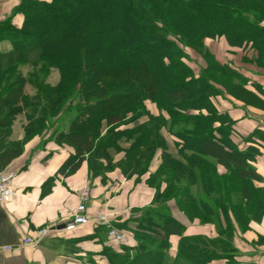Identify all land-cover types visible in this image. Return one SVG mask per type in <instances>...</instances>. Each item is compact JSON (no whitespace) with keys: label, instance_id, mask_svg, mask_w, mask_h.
<instances>
[{"label":"trees","instance_id":"trees-1","mask_svg":"<svg viewBox=\"0 0 264 264\" xmlns=\"http://www.w3.org/2000/svg\"><path fill=\"white\" fill-rule=\"evenodd\" d=\"M15 12L24 15L21 28L12 18L0 22V43L13 46L9 53L0 51V171L28 141L52 129V120L74 113L56 138L73 149L62 174L86 162L91 177L120 169L127 178L146 175L157 190L142 216L117 224L137 244L109 253L111 264H239L232 243L236 226L246 231L251 220L264 217V187L257 185L264 177L253 165L260 151L253 142L246 149L235 143L233 120L213 103L220 90L211 74L236 82L240 74L215 62L197 76L184 62L185 48H201L208 37L264 48V0H21ZM38 65L40 75L23 71ZM52 69L59 80L50 86ZM28 84L37 90L32 97ZM246 86L241 81L228 90L243 102L255 100ZM148 101L168 120L150 112ZM21 115L24 137L14 141L13 125ZM167 123L177 127L169 134L179 160L161 133ZM121 139L130 145L113 167L109 150L120 147ZM159 150L162 163L151 174ZM215 163L227 172L219 174ZM170 201L191 222L215 225L218 238L182 237L171 257L169 236H181L184 226Z\"/></svg>","mask_w":264,"mask_h":264},{"label":"crops","instance_id":"crops-1","mask_svg":"<svg viewBox=\"0 0 264 264\" xmlns=\"http://www.w3.org/2000/svg\"><path fill=\"white\" fill-rule=\"evenodd\" d=\"M19 3L20 0H0V22L12 18L13 24L21 28L24 16L14 12ZM12 49L10 42L0 43L2 53ZM236 65L243 71L241 74L250 79L247 89L256 99L251 100V110L239 105L227 110L229 107L224 103L221 107L229 111L238 131L245 135L251 133L252 144L260 151L253 165L264 177V48L257 53L252 51L251 68L241 61ZM23 137V129L16 128L15 124L12 140L19 141ZM72 153L71 148L37 136L25 144L23 153L6 168L15 173L12 187L16 197L7 204L0 203V264H111L109 253L122 254L123 246H136L133 233L119 229L117 224L137 217L135 211L152 207L157 190L146 183L147 176L141 180L127 178L120 169L103 177H91L86 162L75 173L65 176L61 169ZM161 158L162 151H158L150 165L151 174L159 169ZM215 165L219 174L227 172L224 167ZM259 186L264 187V184ZM85 190L89 194L87 216L93 218L97 212H104L109 220L107 226L123 231L121 243L107 236V227L94 223L72 232L61 231L80 205ZM174 217L184 229L181 236H169V253L173 258L182 237L218 238L215 225L191 222L181 213ZM43 228H49L50 232L37 247L23 244L26 236L34 237ZM232 241L239 264H264V217L259 221L251 220L246 231L236 226Z\"/></svg>","mask_w":264,"mask_h":264},{"label":"rangeland","instance_id":"rangeland-1","mask_svg":"<svg viewBox=\"0 0 264 264\" xmlns=\"http://www.w3.org/2000/svg\"><path fill=\"white\" fill-rule=\"evenodd\" d=\"M20 3H21V0H20ZM20 3H19V5H20ZM16 8H15V10H16ZM15 10H14V12H15ZM15 14H21V13L15 12ZM21 15H23V14H21ZM262 26L264 27V22L262 23ZM16 28H18V27H16ZM252 51L254 53H257V49L252 47L251 42H245L243 44V46H240V47L232 46L227 42V40L224 37H221V38H216V37L215 38H209L208 37L205 39L204 45L198 49L192 48L190 46L185 48V52L188 54V58L185 59L184 62L187 66H189L192 69L194 74L197 76L199 74H201L203 69L208 68V66H210V65L211 66L214 65L215 62L219 63L221 66H224V67H231V68H233V70H235L236 72H238L240 74V76H241L240 82H236L232 78L226 77V76L221 75L219 73L211 74V78H214L215 82L217 83L216 88L220 90V93H218L215 97H213V103L216 105L217 109L221 113H225V114L229 115L230 117H231V115H230L229 111H224L222 109V107H221L222 103H224L225 106H227L226 108L229 107V109H227V110L236 108L237 105L242 106L244 109H250L251 110V100L249 99V101H246V102L239 100L236 97L235 93H231L228 90V87L230 85H232V86H235V89H237L236 86L238 83H241V81H244V83L247 85L246 88L250 86V79L241 74V73H243V71L236 67L237 66L236 63L241 61L242 64H245L251 68V53H252ZM23 71L25 74L33 73L35 75H40L41 72H43V70L41 71V69H40V65H38V67H36L35 69H33V67L26 66L23 68ZM39 71H41V72H39ZM58 80H59L58 71L52 69L51 74L49 76V79L47 80V83H49L50 86L55 85L58 82ZM26 88H27L26 93L30 97L34 96L37 92L35 87L31 84H28L26 86ZM146 106H147V109L150 112H152L153 114L163 115L168 120L169 117L166 114V112H163V110H161L156 104L148 101L146 103ZM73 116H74V113L60 114L61 118H58L59 120H57V121H56V119L52 120V122H53L52 129H49L50 128L49 127L48 130H45L42 133V135L39 137L47 138L49 140H54L56 142V138H57L59 132L62 129L65 130L68 128V122L70 119L73 118ZM146 119H147L146 117H143L140 120H138V122H136V124H138L139 122L144 121ZM231 119L233 120L232 117H231ZM233 122H234V129L232 132V137H233L235 143L241 149H246L248 147H251V143H252L251 133H249L248 135L242 134L237 129V123L234 120H233ZM15 124H16V128H18V129L22 128L23 129V126L26 124L25 116L24 115L19 116L16 119V121L14 122V125ZM101 125H102L101 128L104 129L105 126L103 124H101ZM162 127H163V130H161V133L164 135L167 142L169 143V147L173 148V150L171 152L172 155L174 156L175 159L179 160L180 158H177L175 156V153H176L175 139H174V137H172L169 134V131L171 132V130L176 131L177 127H171L170 123H167L166 125H163ZM23 133H24V131H23ZM104 133H105V131H103L102 134H104ZM124 141H126V139H121L119 141V143L121 145L120 147H118L116 149L112 148L109 150V152L112 156V161H113L112 166L113 167H115V165L118 162H120L126 156V150L125 149L128 148L130 144L129 143L126 144V143H124ZM63 146L65 148H69L65 144H63ZM159 151H161V150H159ZM161 163H162V158H161ZM144 177H146V175ZM163 181H164V179H162V182ZM257 185L259 186L260 184H257ZM196 190L197 189H195V191ZM166 198L167 197L165 196V193H163L161 196V199H166ZM169 204H170V208L172 209V212L174 215L175 214L178 215L179 213L184 214L177 208L174 201H170ZM143 214H144V210H141L139 212H136L135 216H137L136 218H139ZM195 221H199V220H195ZM234 256H236V255L234 254Z\"/></svg>","mask_w":264,"mask_h":264},{"label":"built area","instance_id":"built-area-1","mask_svg":"<svg viewBox=\"0 0 264 264\" xmlns=\"http://www.w3.org/2000/svg\"><path fill=\"white\" fill-rule=\"evenodd\" d=\"M15 178V173L7 169L0 171V203L7 204L14 200L16 192L12 187V182ZM88 190H85L81 196V203L71 215V218L65 223L61 231L72 232L81 226H86L90 223L107 227V236L117 243L123 240V231L114 227L107 226L109 220L104 212H97L93 218L87 216ZM49 228H43L36 233V236H26L23 240L25 246L37 247L39 243L49 234Z\"/></svg>","mask_w":264,"mask_h":264},{"label":"water","instance_id":"water-1","mask_svg":"<svg viewBox=\"0 0 264 264\" xmlns=\"http://www.w3.org/2000/svg\"><path fill=\"white\" fill-rule=\"evenodd\" d=\"M64 227V226H63ZM63 227H62V229H63Z\"/></svg>","mask_w":264,"mask_h":264}]
</instances>
